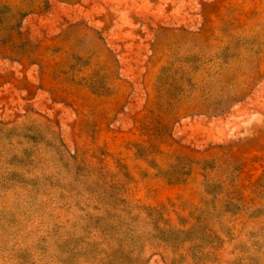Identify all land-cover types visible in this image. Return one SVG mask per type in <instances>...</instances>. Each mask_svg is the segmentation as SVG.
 I'll use <instances>...</instances> for the list:
<instances>
[{"label":"rangeland","instance_id":"obj_1","mask_svg":"<svg viewBox=\"0 0 264 264\" xmlns=\"http://www.w3.org/2000/svg\"><path fill=\"white\" fill-rule=\"evenodd\" d=\"M0 264H264V0H0Z\"/></svg>","mask_w":264,"mask_h":264}]
</instances>
